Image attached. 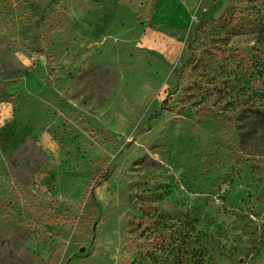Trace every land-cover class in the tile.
Masks as SVG:
<instances>
[{"label": "rangeland", "instance_id": "obj_1", "mask_svg": "<svg viewBox=\"0 0 264 264\" xmlns=\"http://www.w3.org/2000/svg\"><path fill=\"white\" fill-rule=\"evenodd\" d=\"M0 264H264V0H0Z\"/></svg>", "mask_w": 264, "mask_h": 264}]
</instances>
